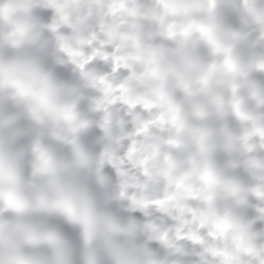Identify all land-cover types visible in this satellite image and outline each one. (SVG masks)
<instances>
[{"label": "clouds", "instance_id": "obj_1", "mask_svg": "<svg viewBox=\"0 0 264 264\" xmlns=\"http://www.w3.org/2000/svg\"><path fill=\"white\" fill-rule=\"evenodd\" d=\"M0 264H264V0H0Z\"/></svg>", "mask_w": 264, "mask_h": 264}]
</instances>
